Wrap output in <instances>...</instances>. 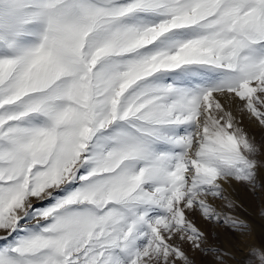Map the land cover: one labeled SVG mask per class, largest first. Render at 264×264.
<instances>
[{"label": "snow or ice", "instance_id": "1", "mask_svg": "<svg viewBox=\"0 0 264 264\" xmlns=\"http://www.w3.org/2000/svg\"><path fill=\"white\" fill-rule=\"evenodd\" d=\"M245 118L264 0H0V264H264Z\"/></svg>", "mask_w": 264, "mask_h": 264}, {"label": "rangeland", "instance_id": "2", "mask_svg": "<svg viewBox=\"0 0 264 264\" xmlns=\"http://www.w3.org/2000/svg\"><path fill=\"white\" fill-rule=\"evenodd\" d=\"M245 130L257 141L264 140V129L259 128L255 123L247 118L242 121ZM232 196L238 205L237 214L241 219L246 220L252 227V235L247 238L248 243H264V216L261 215V205L264 204V198L253 196L246 189L238 184H233L231 189ZM198 223H202L199 222ZM246 254V249L241 246L237 260H242Z\"/></svg>", "mask_w": 264, "mask_h": 264}]
</instances>
